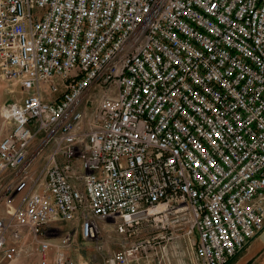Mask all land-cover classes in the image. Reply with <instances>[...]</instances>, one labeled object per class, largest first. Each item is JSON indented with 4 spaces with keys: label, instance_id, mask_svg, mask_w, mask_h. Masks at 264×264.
I'll return each instance as SVG.
<instances>
[{
    "label": "built area",
    "instance_id": "built-area-1",
    "mask_svg": "<svg viewBox=\"0 0 264 264\" xmlns=\"http://www.w3.org/2000/svg\"><path fill=\"white\" fill-rule=\"evenodd\" d=\"M0 75L25 93L0 110V264H80L110 220L150 234L108 264L179 239L231 264L264 230V0H0Z\"/></svg>",
    "mask_w": 264,
    "mask_h": 264
},
{
    "label": "rangeland",
    "instance_id": "rangeland-1",
    "mask_svg": "<svg viewBox=\"0 0 264 264\" xmlns=\"http://www.w3.org/2000/svg\"><path fill=\"white\" fill-rule=\"evenodd\" d=\"M24 96L25 93L22 92L19 85L4 80L0 75V110L4 104ZM11 129L12 126L8 125L4 121V118L0 112V141L10 132ZM145 228V224H141L138 228H130V231L127 229L126 231L122 232L118 228V225L113 224L111 220L102 223L101 238L97 241L88 243H85L80 238H77L76 247L72 251V256L80 264H108L112 254L122 248L123 244L127 242V239L128 241H133L149 235V229ZM131 233L140 235L130 237ZM188 248H190L189 244L184 240L179 239L178 243L175 241V243H173L170 247V264H195L192 254L188 252ZM183 250H185V253H183ZM152 263L158 264V262L155 260ZM14 264H39V260L36 256H31L23 258Z\"/></svg>",
    "mask_w": 264,
    "mask_h": 264
},
{
    "label": "crops",
    "instance_id": "crops-1",
    "mask_svg": "<svg viewBox=\"0 0 264 264\" xmlns=\"http://www.w3.org/2000/svg\"><path fill=\"white\" fill-rule=\"evenodd\" d=\"M1 211H3L2 207ZM241 254L232 264H264V230Z\"/></svg>",
    "mask_w": 264,
    "mask_h": 264
}]
</instances>
